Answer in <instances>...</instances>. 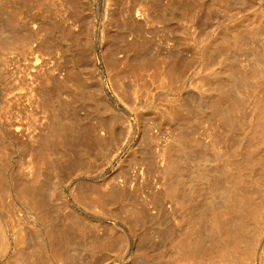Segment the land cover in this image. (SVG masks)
<instances>
[{"label":"rangeland","instance_id":"obj_1","mask_svg":"<svg viewBox=\"0 0 264 264\" xmlns=\"http://www.w3.org/2000/svg\"><path fill=\"white\" fill-rule=\"evenodd\" d=\"M85 1L18 0L12 6L20 19L30 17L29 27L38 37L31 55L6 57L2 62L0 56V64L6 62L0 65L4 68L0 69V99L9 101L12 114L10 130L5 127L0 133V153L4 151L0 154V201L7 203L17 226L30 234L32 244L43 229L32 218L24 200L25 189L43 198L49 226L72 225L75 233L69 245L61 249L59 257H54L58 255L54 252L53 259L43 253V264H74V260L78 264H160L165 252L170 256L172 244L186 249L184 240L190 234L178 210L162 206L160 199L161 173H173L163 171V166L171 158L183 157L172 149V143L184 133L186 149L212 156L209 144L221 150L223 138H233L232 146H238L257 129L255 121L264 107L263 83L254 97L256 113L251 93L235 94L245 107L239 115L243 130L234 127L227 132L223 125L216 128V117L210 115L208 106L212 101L225 108L234 100L233 95L215 100L221 81L210 83L212 69L244 66L249 62L246 47L264 53V23L253 24L248 18L264 8V1L245 4L238 0V8L227 3L220 9L210 7L213 0H197L200 10L191 22L189 17L177 18L182 4L178 0H90L94 12L91 24ZM160 12L164 14L158 21ZM238 16L248 18L245 23L250 27H236L232 20ZM185 28L211 39L204 44L208 48L202 58L194 45H180ZM214 29L221 30L217 37L212 36ZM252 33L254 38H250ZM236 35L237 44H230ZM223 56L228 61L222 64ZM163 84L175 89L167 93ZM43 100H49L47 105ZM59 103L68 107L69 119L77 120L70 138L73 143L64 146V151L61 146L62 152L41 139L53 125L51 110ZM180 169L187 173L185 167ZM205 169L211 171L212 163ZM167 176L172 184L170 174ZM164 226L167 235L171 228L172 237L160 236ZM91 246L93 249H87ZM11 254L9 250L0 264H8ZM188 254L180 256L183 259L177 257L180 264L197 263L198 255Z\"/></svg>","mask_w":264,"mask_h":264},{"label":"bare ground","instance_id":"obj_2","mask_svg":"<svg viewBox=\"0 0 264 264\" xmlns=\"http://www.w3.org/2000/svg\"><path fill=\"white\" fill-rule=\"evenodd\" d=\"M17 1L18 0H0L1 62L4 61L6 57L16 58L17 56L22 57V55L26 56L27 54H32V43L38 37V34L33 29V27H29L28 21L30 20L28 19L30 17L25 21L26 17L24 20H22L23 18L20 19V16L18 15V17L16 15L18 13H16V9H14L12 6ZM72 1L76 3V0ZM178 1L182 4L181 7H179L180 10L178 12L177 18L181 19L183 17H192L194 19L193 16H196L198 11L200 10V6H198L199 4L196 5L197 0ZM237 1L238 0H213L210 7L213 8V6H217L220 9H224V7L228 6L227 3H229L238 8L237 5L239 3ZM245 1L246 4L252 0ZM85 5L87 6V10L89 13V24H91L93 23L92 17H94V12L90 7V0H86ZM163 14L164 12H160L156 20L159 21ZM192 18L191 22L193 21ZM248 18H250L251 23L253 24L263 25L264 8L258 10L256 9V13L248 15ZM248 18H246L247 20H245V18L238 16V18L233 19L232 22L234 21L233 24L236 27L247 29L250 27V23H245V21H248ZM23 21H25V27L22 24ZM225 25L227 26V23H225ZM20 26L23 28V30L19 28ZM226 26L222 27V29L226 30ZM214 30L215 31L212 36L217 37L218 33H220L219 31L221 30ZM184 31L185 33H187L183 36V38H181L180 45H194L197 55L199 57L201 56L202 58V56L205 55L206 48H208V46L204 44L210 42L211 39H203L198 35L188 33V30L186 28L184 29ZM237 35H239L238 32ZM237 35L236 37L231 39V42H229L230 44H237ZM250 38H254L253 33L250 35ZM199 41H202V43L198 44ZM245 50L249 52V56H247L249 57V62L244 66H242V63L240 65L241 67L238 68L240 70H232L228 68V66L226 68V65L222 66L223 61L226 62L228 60L225 56H223L224 60L221 61V56V66L224 68H221L219 66V69L217 67V69H212L210 71V83H215L216 80L221 81L218 90L216 89L215 94L213 95L215 96V100L217 101V99L219 98L220 100L224 101L226 95L234 96V100H232L225 108L224 106L215 104L212 101L208 106L210 107L211 111L210 115H214L213 118L216 117L214 120L216 128H219L221 125H223L225 126L227 132H231L234 127H239L243 130L242 121L241 119H239V115L241 114V112L243 114L245 107L243 105V102L235 97V94L244 95L245 93H251V97L254 98L258 95L260 85L262 83L264 84V53L262 52V54L259 52H250L251 49H247V47L245 48ZM3 56H5V58ZM1 64L5 65L6 62H3ZM201 68L202 67L200 66V68H198L196 72H199ZM135 69L136 68H134V70ZM172 73L174 74V71ZM137 75H135V77ZM130 76L132 77V75ZM174 78L175 77H173V79ZM171 82L172 81L170 80V83ZM164 86L162 88L160 85V88L164 90L166 89L167 93L173 91L174 86L167 87L166 84ZM126 87L129 91L130 86L126 85ZM134 91L136 92V90ZM44 97L45 96H43V98ZM48 101L49 100H43V103L46 104V102ZM8 102L6 100L0 99V133H2L3 128L5 127L7 128V130H10L7 126H10L12 124L11 121H9L12 114L10 113L11 106L10 103L8 104ZM52 105H50V107ZM65 107L66 106H64V104L59 103L58 107L53 106V109L50 108L52 109L51 114L52 118L54 119V123L49 122L53 125L51 127L49 126V132L47 131L48 133H45V136H42L41 138L43 139L44 137V144H54L55 146H53L55 147V149L57 146L59 148L58 151L60 152L64 151V146L71 147L73 141L70 138H72V135L75 134V122L77 121L74 118V115H72L74 116V119H69V116L67 114L69 111L67 110L68 112H66V108L68 107ZM252 107L254 112L256 113L258 101L255 98L253 99ZM262 108H260L262 109V111L260 110L258 119L255 121L257 129L251 130L252 135H254L256 132L255 135L257 137H252V135L249 136L246 143L241 142L240 145L233 147L232 141H234L235 139L223 138L222 144L224 148L222 146L221 150H219L218 148V150H215L212 146L213 143L209 144V149L213 151L212 156H210L206 151H203L202 154H193L191 150L186 149L187 144L183 143L185 142L184 133L180 135L178 141L172 143V145L174 144L172 149L177 150L179 154L181 153V155H183V157H180L179 155L178 158H171L163 166V171H173V173H161L162 178L159 186V190L161 192L160 199L163 202L162 206H164V204H168L167 206H165L171 208L172 210H178L179 216L182 217L181 220H183L184 218L186 223H188L190 230H188L186 233L189 232L190 234L188 235L189 238L184 240L186 242V245H184L187 250L178 248V246L181 245L178 242L177 243L179 245L177 247L175 244H172L170 252L168 253L170 256H168L165 252L159 259L161 261L160 264H180V259L186 258L185 255H187L188 253H190L191 255H198L199 260L196 261L197 263L187 261L183 264H264V146H261V141H264V107L262 106ZM226 136L228 135L226 134ZM254 137H256L257 139L252 140ZM61 146V149H63L62 151L60 150ZM227 146L232 147V149H230V151H227ZM121 147L122 145H120L119 148ZM3 152L4 151L2 150L1 153ZM219 160H223L221 164L219 163ZM208 162H211L213 165V169L211 171L205 169V166ZM181 167H185L187 173H181ZM167 174H170V180L174 184H168L167 180H169V178ZM23 194L25 198L24 200L30 207L32 218H34V220L40 224L43 230L40 234H38V236L40 237L37 239L36 243L32 244L30 234L26 232V230L21 225L17 226L18 223L16 221V217L7 209V203L4 200V203L0 201V259L6 256L8 251L11 250V257L6 262L8 264H43V253H48L51 259L57 256L59 257V254L61 255V253L59 252L62 248L66 249L67 245H69L70 238L73 237L72 234L75 232H73V227L69 223H67L69 226H67V224H63L64 226L60 225L59 227L49 226L50 222L48 220V214L46 215V209H48V207L46 208V204L44 203L43 198L37 192L28 191L27 189L23 190ZM171 200H174V202L172 203ZM134 217L137 216L135 215ZM138 217H141L140 214ZM73 221L77 223V220ZM78 230L77 232H80ZM161 231L162 234H160V236H167L166 239L173 236L170 234L172 231L171 228L169 230L170 233L167 232L169 233V237L166 234L165 226L162 227ZM192 235L194 237H192ZM87 249L91 250L93 249V246ZM54 252H58V255L53 257L52 255L56 254ZM182 255H184L183 258L180 257ZM177 257L180 259L178 260ZM202 257L205 259H203ZM74 264H78V261L74 260Z\"/></svg>","mask_w":264,"mask_h":264}]
</instances>
